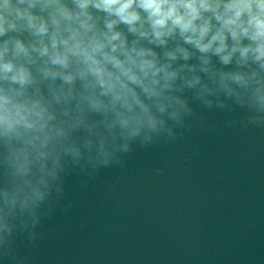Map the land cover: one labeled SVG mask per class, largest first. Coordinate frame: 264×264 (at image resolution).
<instances>
[{
	"label": "water",
	"instance_id": "obj_1",
	"mask_svg": "<svg viewBox=\"0 0 264 264\" xmlns=\"http://www.w3.org/2000/svg\"><path fill=\"white\" fill-rule=\"evenodd\" d=\"M174 94L179 119L127 139L86 113L92 127L69 129L58 162L26 176L0 139V264H264V111L224 92Z\"/></svg>",
	"mask_w": 264,
	"mask_h": 264
},
{
	"label": "clouds",
	"instance_id": "obj_2",
	"mask_svg": "<svg viewBox=\"0 0 264 264\" xmlns=\"http://www.w3.org/2000/svg\"><path fill=\"white\" fill-rule=\"evenodd\" d=\"M0 38V139L20 176L58 162L69 129L92 127L86 113L127 139L179 119L185 88L264 111V0H0Z\"/></svg>",
	"mask_w": 264,
	"mask_h": 264
}]
</instances>
